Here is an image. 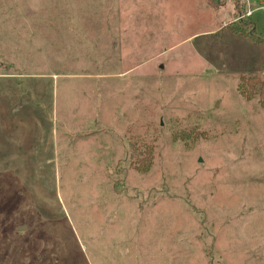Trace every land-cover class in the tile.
I'll use <instances>...</instances> for the list:
<instances>
[{
  "label": "rangeland",
  "instance_id": "1",
  "mask_svg": "<svg viewBox=\"0 0 264 264\" xmlns=\"http://www.w3.org/2000/svg\"><path fill=\"white\" fill-rule=\"evenodd\" d=\"M259 1L0 0V264H264Z\"/></svg>",
  "mask_w": 264,
  "mask_h": 264
},
{
  "label": "trees",
  "instance_id": "2",
  "mask_svg": "<svg viewBox=\"0 0 264 264\" xmlns=\"http://www.w3.org/2000/svg\"><path fill=\"white\" fill-rule=\"evenodd\" d=\"M211 6L217 7L223 3V0H206ZM246 14V13H245ZM242 26L237 24H229L236 35L243 36L252 40L253 43H264V34L258 32L254 23L248 20H242ZM237 89L243 98L252 100L258 98L260 104L264 107V75L260 76L256 73H242L240 75ZM145 156L140 161L134 162V166L138 170L146 171L150 169L153 157V148L151 145L145 148Z\"/></svg>",
  "mask_w": 264,
  "mask_h": 264
},
{
  "label": "built area",
  "instance_id": "3",
  "mask_svg": "<svg viewBox=\"0 0 264 264\" xmlns=\"http://www.w3.org/2000/svg\"><path fill=\"white\" fill-rule=\"evenodd\" d=\"M261 8H264V0L261 1ZM250 13H252L251 10H249V11L247 12V14H250Z\"/></svg>",
  "mask_w": 264,
  "mask_h": 264
},
{
  "label": "crops",
  "instance_id": "4",
  "mask_svg": "<svg viewBox=\"0 0 264 264\" xmlns=\"http://www.w3.org/2000/svg\"><path fill=\"white\" fill-rule=\"evenodd\" d=\"M261 1H262V0H260L259 2L261 3ZM260 8H261V6H260ZM262 9H264V8H262ZM250 10H251V9H250ZM251 11H252V13H253L254 10H251ZM252 13H250L249 15H251Z\"/></svg>",
  "mask_w": 264,
  "mask_h": 264
},
{
  "label": "water",
  "instance_id": "5",
  "mask_svg": "<svg viewBox=\"0 0 264 264\" xmlns=\"http://www.w3.org/2000/svg\"><path fill=\"white\" fill-rule=\"evenodd\" d=\"M19 229H22V228H19Z\"/></svg>",
  "mask_w": 264,
  "mask_h": 264
}]
</instances>
